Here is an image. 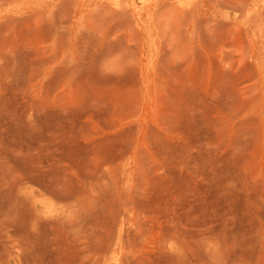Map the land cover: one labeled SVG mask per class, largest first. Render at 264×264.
Listing matches in <instances>:
<instances>
[{"label":"rangeland","instance_id":"obj_1","mask_svg":"<svg viewBox=\"0 0 264 264\" xmlns=\"http://www.w3.org/2000/svg\"><path fill=\"white\" fill-rule=\"evenodd\" d=\"M0 219V264H264V0H0Z\"/></svg>","mask_w":264,"mask_h":264},{"label":"bare ground","instance_id":"obj_2","mask_svg":"<svg viewBox=\"0 0 264 264\" xmlns=\"http://www.w3.org/2000/svg\"><path fill=\"white\" fill-rule=\"evenodd\" d=\"M14 180L15 181H13V191L14 190H16V192L17 193H22L24 190H25V185L28 183V182H26V180L23 178V177H17V175H15L14 176ZM18 194V195H19ZM45 195V194H44ZM21 197V196H20ZM47 197V196H46ZM17 204V203H16ZM8 214V213H7ZM15 214V213H14ZM2 218V217H1ZM5 218V217H4ZM10 219V218H9ZM42 219V218H41ZM1 220V219H0ZM4 220V219H3ZM9 223V222H8ZM13 223H14V221H13ZM12 223V224H13ZM36 223V222H35ZM14 225V224H13ZM17 225V224H16ZM10 226H12V225H10ZM35 226L37 227V225L35 224ZM8 227V226H7ZM14 227H15V225H14ZM42 227H43V234L46 236V234L48 233V231H47V227H48V219H47V217L45 216L44 218H43V222H42ZM1 230V229H0ZM12 230V229H11ZM14 230V229H13ZM6 233H8V232H6ZM11 233V235H12V231L10 232ZM10 233H8V234H10ZM11 235H8V236H10L11 237ZM16 236V235H15ZM48 236V235H47ZM13 237V236H12ZM22 241H20L19 243H17V245H22ZM9 244V243H8ZM27 245H34V243L33 242H29V243H27ZM21 247V246H20Z\"/></svg>","mask_w":264,"mask_h":264}]
</instances>
